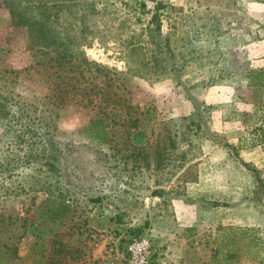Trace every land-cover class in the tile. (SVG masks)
<instances>
[{
	"label": "rangeland",
	"instance_id": "rangeland-1",
	"mask_svg": "<svg viewBox=\"0 0 264 264\" xmlns=\"http://www.w3.org/2000/svg\"><path fill=\"white\" fill-rule=\"evenodd\" d=\"M41 1L61 6L52 10L60 55L30 50L0 2V100L9 109L0 160L12 162L0 176V258L128 264V245L146 238L149 264H264V170L243 166L203 95L232 68L223 53L234 43L221 33L262 3L160 0L152 11L140 0H34L35 14ZM255 21L253 31L263 27ZM190 98L209 109L202 129L185 120L196 110ZM28 139L56 169L26 161ZM204 198L211 227L193 228L179 209Z\"/></svg>",
	"mask_w": 264,
	"mask_h": 264
},
{
	"label": "crops",
	"instance_id": "crops-1",
	"mask_svg": "<svg viewBox=\"0 0 264 264\" xmlns=\"http://www.w3.org/2000/svg\"><path fill=\"white\" fill-rule=\"evenodd\" d=\"M250 11L251 18L244 23L234 20L232 34L221 33L223 40L230 37L234 43L223 53L233 55L232 68L228 67L226 74L221 76L225 80L219 85H205L203 95L207 104L216 106L212 115L215 131L234 148L243 166L264 170V3H255ZM255 20L263 27L253 31L250 26H258ZM219 21L221 27L227 29V19L219 18ZM210 42L205 38L203 50L204 57L209 59L216 56ZM205 199L200 201L201 204L189 203L179 209V214L192 216L193 228L211 227V211ZM228 225L242 227L249 224L235 222Z\"/></svg>",
	"mask_w": 264,
	"mask_h": 264
},
{
	"label": "trees",
	"instance_id": "trees-1",
	"mask_svg": "<svg viewBox=\"0 0 264 264\" xmlns=\"http://www.w3.org/2000/svg\"><path fill=\"white\" fill-rule=\"evenodd\" d=\"M261 3H264V0H258ZM0 2L4 5V7L8 10V13L10 15L11 23L15 26H20L26 29L27 31V37H28V46L29 49L32 51H40L43 52L46 51H54L55 54L60 55L63 51V40L59 38L58 36H55L52 31V24L54 18H59L58 13L55 12L53 14L52 10H55V8H60V4L57 5H48L45 1L38 2V12L35 14L33 11L34 9V0H0ZM164 6H161L160 9H162ZM58 58L57 62L58 65H60ZM193 105L196 107V110L194 111V114H191L187 120V122H190L188 124L191 126H195L197 128L202 129L205 124L208 125L210 120L209 115V109L208 107H202L201 103L197 101L195 98H190ZM211 109V108H210ZM9 112L7 103L4 101V103L0 100V116L3 119H6L3 113ZM190 126V127H191ZM31 141V140H30ZM34 143V142H32ZM31 142H27V147L24 148L25 152L23 154V157L26 159V161L30 160H36L39 159L41 163H49L48 166L51 167V169H56V163L51 162L50 158H47L45 155L40 156V158H36L38 150L33 148V145ZM19 160V157L17 158ZM9 166L12 167V162L10 159H2L0 160V176L4 175V173L7 171ZM245 166V165H244ZM0 191L3 189L4 192H0V196L7 195V187L3 184H0ZM63 208L66 210L68 209L67 206L64 204ZM0 264H8L6 263L4 258H0Z\"/></svg>",
	"mask_w": 264,
	"mask_h": 264
},
{
	"label": "built area",
	"instance_id": "built-area-1",
	"mask_svg": "<svg viewBox=\"0 0 264 264\" xmlns=\"http://www.w3.org/2000/svg\"><path fill=\"white\" fill-rule=\"evenodd\" d=\"M146 10H155L160 0H140ZM150 244L146 238L134 239L127 247L128 264H149Z\"/></svg>",
	"mask_w": 264,
	"mask_h": 264
}]
</instances>
